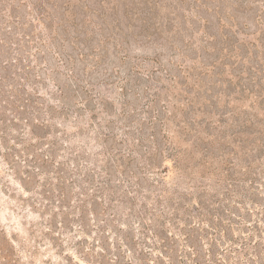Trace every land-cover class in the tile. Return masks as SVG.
<instances>
[{"label":"rangeland","instance_id":"374dc122","mask_svg":"<svg viewBox=\"0 0 264 264\" xmlns=\"http://www.w3.org/2000/svg\"><path fill=\"white\" fill-rule=\"evenodd\" d=\"M263 46L264 0H0V264H264L258 106L212 70Z\"/></svg>","mask_w":264,"mask_h":264},{"label":"trees","instance_id":"16d2710c","mask_svg":"<svg viewBox=\"0 0 264 264\" xmlns=\"http://www.w3.org/2000/svg\"><path fill=\"white\" fill-rule=\"evenodd\" d=\"M40 6L41 7L43 6L42 1H41ZM239 31H240V28L238 27L236 34ZM254 34H248L250 36L247 35V37H245L244 39H241L240 43H243L245 45L248 42L252 43V41L249 40L248 38L253 36ZM225 49H227L228 53L224 54L225 56L224 55L221 56L220 54H218L216 56L212 70H216V66L220 65V64L224 65V66L230 64L233 68V67H239L238 62H244V64H246V65H242L240 72H238V73H234L233 71L231 72V78L228 80L231 92H229L230 95L228 97H229V99L233 97L234 100H236V101L238 100V101H242L244 103L247 102L250 105H253V106L257 105L258 106L257 109L255 108L256 110L254 111V113L253 114L249 113L248 117L244 121V133H246L248 136L247 137L248 147L250 148L249 151L252 153V156H253V159H248L247 164H246V168H247L246 173H249V171H253L252 166H253V163L255 161L260 162V164H262V165L264 164V117H263L264 116V46H263V49L260 51L254 50L253 52H251V54H253L251 56H249V52H247V51L243 52L241 55H237L236 52H234V50H231L230 48L224 47V50ZM234 57H235V61L233 63L228 62ZM239 57H241L240 61L237 60V58H239ZM217 70H218V68H217ZM217 73L221 76V74L219 72H217ZM251 108H253V107H251ZM256 170L257 171L255 172V174L257 176L255 175V178H254L252 184H256V182H257L256 179L262 178V177H260V174L258 172L259 169H256ZM263 170H264V168L262 167V171ZM197 191H201V192L199 193L198 200L195 202V204H196L195 207H197V209L202 208L204 210V213H206V212L210 213L211 211H213L210 208V206L207 204V202L204 201V196H202L204 193V191L202 190V186H199L197 188ZM149 193H153V192L150 191ZM151 195H149V196H151ZM162 195H164V194L161 193V191L156 192L154 195H152V198L154 200L155 205L156 204L160 205V203L162 202V200H161ZM179 197H181L183 202H184L190 196L182 194ZM191 197H192V194H191ZM241 197L243 200L242 203L245 205L246 204V198H244V196H241ZM143 198L146 199V198H148V196L144 195ZM182 200L178 199V201H177V202H179L178 206H171V207L167 206L168 210L176 216L178 215L179 210H182L184 208V211H186V209H185L186 203L183 204ZM183 205H185V206L183 207ZM141 206H143L144 208H147V204L145 202H142ZM157 207H161V206H157ZM180 207H182V208H180ZM146 210H149V209H146ZM200 214H202V213L200 212ZM202 216H203V214H202ZM178 217H181V218H177L178 219L177 222L179 220L184 221V222L180 223L183 226L181 227V229L179 231L180 232L184 231V235L187 238L190 237V239L195 234L191 231V229L193 230V229H197V228H200V229L208 228L207 230L211 229V231H212V229L214 230L216 228L215 224L213 222L214 216L209 219V222L207 221L208 219L205 220L209 225L208 224L205 225L204 228L201 227V225L204 223V219H201V217L198 218V219H200L199 220V226H197V223H195L194 226H189V227H187V225H188L187 217L186 218H185V216L184 217L178 216ZM220 225L221 224H219V223L216 224V226H218V227H220ZM194 242H192V243L194 244ZM194 251L195 252H193V255L198 254V250L196 248H194ZM170 257H172V256H169L170 262L173 264H176L174 259H171ZM193 264H201V262L200 261H194Z\"/></svg>","mask_w":264,"mask_h":264}]
</instances>
